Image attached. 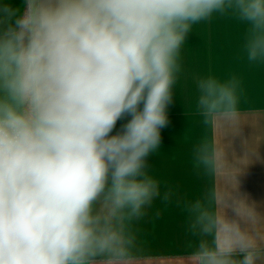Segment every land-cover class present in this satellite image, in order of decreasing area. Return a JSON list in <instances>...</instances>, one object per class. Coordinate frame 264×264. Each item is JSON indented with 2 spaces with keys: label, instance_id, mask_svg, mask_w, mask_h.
Here are the masks:
<instances>
[{
  "label": "clouds",
  "instance_id": "1",
  "mask_svg": "<svg viewBox=\"0 0 264 264\" xmlns=\"http://www.w3.org/2000/svg\"><path fill=\"white\" fill-rule=\"evenodd\" d=\"M25 2L20 16L0 9V264H135L133 224L160 195L147 162L182 46L194 26L228 17L246 28L248 62L264 65V0ZM197 88L205 124L236 116L237 75ZM194 159L211 170L212 145ZM230 200L235 219L190 205L188 264H264V239Z\"/></svg>",
  "mask_w": 264,
  "mask_h": 264
},
{
  "label": "crops",
  "instance_id": "2",
  "mask_svg": "<svg viewBox=\"0 0 264 264\" xmlns=\"http://www.w3.org/2000/svg\"><path fill=\"white\" fill-rule=\"evenodd\" d=\"M6 6L20 16L26 2L0 0V9ZM245 37L243 24L217 17L194 26L182 46V71L167 108L169 122L161 129L160 148L147 162L149 173L159 181L160 195L133 224L135 264H188L197 239L190 231L189 208L197 200L235 219L225 202L232 196L242 199L237 210L248 232L264 239V65L248 62ZM231 74L242 82L236 116L205 124L196 107L197 82L207 75ZM128 119L118 121L112 135ZM201 142H209L214 150L211 170L194 159Z\"/></svg>",
  "mask_w": 264,
  "mask_h": 264
}]
</instances>
